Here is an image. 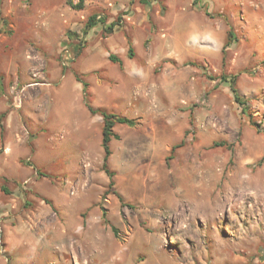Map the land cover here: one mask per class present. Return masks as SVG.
Wrapping results in <instances>:
<instances>
[{
	"label": "rangeland",
	"instance_id": "374dc122",
	"mask_svg": "<svg viewBox=\"0 0 264 264\" xmlns=\"http://www.w3.org/2000/svg\"><path fill=\"white\" fill-rule=\"evenodd\" d=\"M147 2L0 0V264H264V0Z\"/></svg>",
	"mask_w": 264,
	"mask_h": 264
},
{
	"label": "trees",
	"instance_id": "16d2710c",
	"mask_svg": "<svg viewBox=\"0 0 264 264\" xmlns=\"http://www.w3.org/2000/svg\"><path fill=\"white\" fill-rule=\"evenodd\" d=\"M139 2L141 3H145L147 4V0H139ZM197 2V0H192V3L195 4ZM68 4L75 9H82L84 7V0H78V2L73 3L72 1L68 0ZM123 22V17L122 14H118L116 16V18L110 22L107 23L106 20V16L105 15H101L98 13H92L90 15H88V17L86 18L83 28H82V33L83 35H87L88 32L95 27L97 24H102L103 25V31L106 34H110L112 33L116 28L120 27L122 25ZM229 35H232V32L229 31ZM225 47V46H224ZM81 46L80 44H78L77 46V51L76 53L78 54L80 52ZM127 54L129 57L132 56V47L131 45H129L128 50H127ZM109 60L110 61H120L119 58L115 55H109ZM76 78L78 80H80L82 82V91H83V97L85 100V103L89 109L90 112L94 113V112H99L100 115L102 116L103 119V125H102V131H101V146L103 148L104 151V155H103V168L104 171L106 172V174L108 175V177L110 178L109 180V185H112V176L113 173L111 171L108 170L107 168V159L109 158L110 154H111V150H110V146L109 143L111 141L112 138H118V134L113 130L114 126L116 124H124L127 126H135L137 123V120L135 118H131V117H127L125 115H121V114H117L113 111H108L105 109H100V108H93L90 104L89 101L87 100V92H86V88H87V82L81 80L79 78L78 75H76ZM235 76H232L230 79H228V83H229V87L232 91V94L234 96V99H236V101H238L240 104L244 103L241 98L238 95L237 89L235 87ZM226 80V78H225ZM38 173L41 174V172H39L37 170ZM118 198L120 199V201H122V198L119 194H117ZM125 205H130V204H125ZM103 216L105 215V213L103 212L102 214ZM113 233H115L116 229L114 227H111Z\"/></svg>",
	"mask_w": 264,
	"mask_h": 264
},
{
	"label": "bare ground",
	"instance_id": "6f19581e",
	"mask_svg": "<svg viewBox=\"0 0 264 264\" xmlns=\"http://www.w3.org/2000/svg\"><path fill=\"white\" fill-rule=\"evenodd\" d=\"M197 170V169H196ZM216 169L213 167V168H210V170H206V172H214ZM190 171V170H189ZM188 171V172H189ZM190 173H192V170L190 171ZM199 178H204L203 175H201ZM248 180L247 178L239 175L238 173L236 174V176L234 178H232V182H234L236 185H237V194L239 195V188H240V185H243L244 183H246ZM199 198V197H198ZM199 204V202H198Z\"/></svg>",
	"mask_w": 264,
	"mask_h": 264
}]
</instances>
